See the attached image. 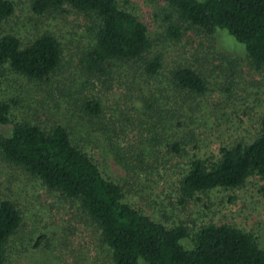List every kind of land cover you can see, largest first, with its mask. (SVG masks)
<instances>
[{
    "label": "rangeland",
    "instance_id": "374dc122",
    "mask_svg": "<svg viewBox=\"0 0 264 264\" xmlns=\"http://www.w3.org/2000/svg\"><path fill=\"white\" fill-rule=\"evenodd\" d=\"M120 1L152 30L158 28L161 19L154 17V10L162 0ZM12 2L14 10L0 23V34L11 32L26 42L48 31L62 45L61 64L48 80L32 81L8 70L0 78V98L19 96L25 104L12 108L15 115L25 113L42 124L68 126L102 171L122 184L128 201L151 217L167 225L184 224L190 231L208 222H229L257 234L264 248V188L259 178L252 175L240 187H215L192 196L183 194L180 183L189 159L214 154L219 145L249 140L259 131L264 71L250 65L243 43L224 28H218L214 38L194 31L178 41L160 35L157 48L162 51L163 66L156 79H145L128 63L110 65L106 73L92 72L80 61L89 34L83 13L65 6L63 11L40 15L31 9V0ZM233 57L236 62L231 61ZM180 61L207 72L205 94L190 96L171 89L167 77ZM156 86L170 94H160L163 107L169 110L161 121L155 108L149 107L153 91L159 93ZM88 97L101 101L99 116L83 110L82 101ZM182 98L187 103L179 106ZM172 106H179L177 117L182 113L183 119H171ZM150 128L166 138L154 141ZM7 130L0 124V132ZM176 140L179 152L168 144ZM2 193L13 194L26 215L13 237L16 250L9 255L11 264H114L96 230L69 201L18 166L0 161ZM35 229L48 235L39 247L33 246ZM184 243L190 245L191 240L186 238Z\"/></svg>",
    "mask_w": 264,
    "mask_h": 264
},
{
    "label": "trees",
    "instance_id": "16d2710c",
    "mask_svg": "<svg viewBox=\"0 0 264 264\" xmlns=\"http://www.w3.org/2000/svg\"><path fill=\"white\" fill-rule=\"evenodd\" d=\"M162 1L154 10V17L161 19L154 30L120 0L30 3L40 15L70 6L87 17L89 34L80 61L88 71L106 73L110 65L128 63L145 79L154 80L163 66L162 51L157 48L160 35L178 41L187 31H194L214 38L218 28L243 43L250 65L264 71V0ZM13 10L12 0H0V23ZM220 57L228 58L225 54ZM61 60V41L51 32L38 33L26 42L11 32L0 34V78L8 70L32 81L48 80ZM167 78L171 89L190 96L209 89L207 72L199 65L180 61ZM155 88L159 90L152 93L155 106L149 103V107L155 108L161 121L169 112L161 99L170 94ZM21 100L19 96L0 98V124L8 126L7 131L0 132V161L18 166L69 201L96 230L114 264H264V248L252 231L229 222H208L190 231L184 224L167 225L143 212L128 201L122 184L102 171L68 126L60 122L42 124L25 113L15 115L14 106H25ZM180 102L179 106L187 103L184 98ZM179 106L171 107V119H183L180 112L177 117ZM82 108L94 116L103 110L96 97L84 99ZM149 134L154 141H162L158 129L151 133L150 128ZM179 142L168 144L179 152ZM252 175L264 188V114L259 131L251 139L221 144L214 154L189 159L180 179L181 191L192 196L215 187H240ZM25 222L24 209L14 195L0 194V264H11L9 255L16 250L13 237ZM34 232L33 246H42L47 233ZM186 238L190 245L184 243Z\"/></svg>",
    "mask_w": 264,
    "mask_h": 264
}]
</instances>
